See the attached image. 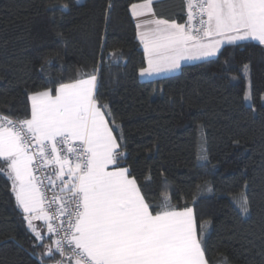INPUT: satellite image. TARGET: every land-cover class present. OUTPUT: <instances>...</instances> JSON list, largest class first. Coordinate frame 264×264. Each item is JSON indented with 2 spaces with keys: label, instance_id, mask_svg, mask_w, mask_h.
<instances>
[{
  "label": "trees",
  "instance_id": "16d2710c",
  "mask_svg": "<svg viewBox=\"0 0 264 264\" xmlns=\"http://www.w3.org/2000/svg\"><path fill=\"white\" fill-rule=\"evenodd\" d=\"M132 2L0 0V112L23 116L26 90L99 68V98L122 128L124 163L147 198L155 204L167 193L174 203L191 202L196 186L211 182L212 192L199 195L195 205L199 220L211 222L209 264H223L224 257L229 264H264V49L255 42L227 46L177 74L141 81L143 49L128 11ZM65 4L68 9L49 7ZM156 10L183 22L180 0H163ZM245 63L250 103L243 99ZM203 141L208 161L197 159ZM242 193L249 214L233 202ZM42 251L33 246L10 182L0 174V264H39Z\"/></svg>",
  "mask_w": 264,
  "mask_h": 264
},
{
  "label": "snow or ice",
  "instance_id": "6c2138e0",
  "mask_svg": "<svg viewBox=\"0 0 264 264\" xmlns=\"http://www.w3.org/2000/svg\"><path fill=\"white\" fill-rule=\"evenodd\" d=\"M162 2L134 0L128 8L143 49L141 77L208 61L227 46L255 42L264 49V0H180L183 22L158 13ZM109 57L119 62L115 53ZM99 71H78L26 90L23 116L0 112V174L10 182L33 246L43 249L39 264L46 258L53 264H209L205 237L211 222L199 220L195 205L199 195L212 192L211 182L197 185L191 202L174 203L165 193L152 203L124 163L125 137L110 105L99 98ZM243 73V99L250 103L249 64ZM260 101L264 105V95ZM204 144L199 161L209 159ZM233 202L249 214L246 194ZM34 221H43L46 233Z\"/></svg>",
  "mask_w": 264,
  "mask_h": 264
},
{
  "label": "crops",
  "instance_id": "0c3cea01",
  "mask_svg": "<svg viewBox=\"0 0 264 264\" xmlns=\"http://www.w3.org/2000/svg\"><path fill=\"white\" fill-rule=\"evenodd\" d=\"M214 58V57H213ZM197 62H201V61H191V62H188V63H185L184 65H187V64H194V63H197ZM183 65V66H184ZM181 70V69H180ZM180 70L176 71V72H170V73H164V74H161V75H158V76H152V77H140V80L141 81H150V80H154V79H157V78H160V77H164V76H169V75H174V74H177L180 72ZM34 224L37 226V228L39 229H42L44 232H46V226L44 225V222L43 221H34Z\"/></svg>",
  "mask_w": 264,
  "mask_h": 264
},
{
  "label": "built area",
  "instance_id": "2783aa9c",
  "mask_svg": "<svg viewBox=\"0 0 264 264\" xmlns=\"http://www.w3.org/2000/svg\"><path fill=\"white\" fill-rule=\"evenodd\" d=\"M48 195L50 196V195H51V193L49 192V193H48ZM58 256H59V255H58ZM58 259H59V258H58Z\"/></svg>",
  "mask_w": 264,
  "mask_h": 264
}]
</instances>
